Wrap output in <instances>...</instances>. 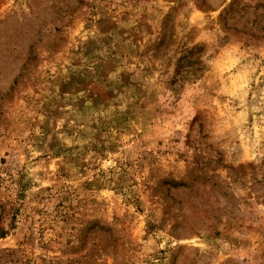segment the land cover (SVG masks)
I'll list each match as a JSON object with an SVG mask.
<instances>
[{
	"label": "rangeland",
	"instance_id": "obj_1",
	"mask_svg": "<svg viewBox=\"0 0 264 264\" xmlns=\"http://www.w3.org/2000/svg\"><path fill=\"white\" fill-rule=\"evenodd\" d=\"M0 264H264V0H0Z\"/></svg>",
	"mask_w": 264,
	"mask_h": 264
}]
</instances>
